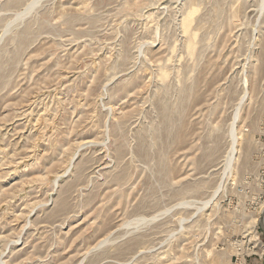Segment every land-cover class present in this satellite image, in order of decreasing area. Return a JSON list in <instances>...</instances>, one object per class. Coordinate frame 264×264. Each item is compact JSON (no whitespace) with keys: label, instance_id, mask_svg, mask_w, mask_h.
<instances>
[{"label":"rangeland","instance_id":"374dc122","mask_svg":"<svg viewBox=\"0 0 264 264\" xmlns=\"http://www.w3.org/2000/svg\"><path fill=\"white\" fill-rule=\"evenodd\" d=\"M33 1L0 0V264H264L254 0Z\"/></svg>","mask_w":264,"mask_h":264},{"label":"bare ground","instance_id":"6f19581e","mask_svg":"<svg viewBox=\"0 0 264 264\" xmlns=\"http://www.w3.org/2000/svg\"><path fill=\"white\" fill-rule=\"evenodd\" d=\"M188 1H190V0H188ZM247 1V0H246ZM34 2V3H33ZM31 4H36L35 2H37V0L36 1H33ZM248 3L250 2V0L249 1H247ZM247 2H243V3H246L247 4ZM249 5V4H248ZM254 6V7H253ZM188 7H189V3H188ZM256 7V12L258 13V16H257V27H256V30H257V33H258V38H259V44L261 43V45H260V47H261V49L263 48L264 49V0H254L253 1V3H252V8H255ZM245 8H246V6H245ZM220 9V8H219ZM248 9H249V7H248ZM248 9H246V10H248ZM187 10H189L188 8H187ZM187 10H185L186 12H187ZM245 10V11H246ZM253 10V9H252ZM194 12H195V9H192V10H189L185 15L183 14V19H182V27H183V30H184V32H190V27H191V23H192V20H193V14H194ZM184 13V12H183ZM245 13H247V12H245ZM230 14V13H229ZM228 14V15H229ZM246 15V14H245ZM247 16V15H246ZM219 18H220V16H218ZM232 17H234V16H232ZM181 19H180V21H181ZM218 20H220V19H218ZM233 21H234V18H233ZM246 22V21H245ZM242 23H244V22H242ZM181 24V23H180ZM255 25V24H254ZM180 27H181V25H180ZM181 27V28H182ZM182 30V31H183ZM6 31V30H5ZM29 32H30V30H29ZM193 33V32H192ZM190 34H191V32H190ZM3 35V34H2ZM189 35V34H188ZM191 37V36H190ZM256 37V38H257ZM26 39V38H25ZM187 39H188V37H187ZM12 40H14V39H12ZM20 40H21V38H20ZM205 40V39H204ZM27 41V40H26ZM189 41V40H188ZM195 41V40H194ZM258 41V40H257ZM191 42V41H190ZM12 43H14V42H12ZM17 43V42H16ZM20 43V45L21 46H23V44H21V41L19 42ZM23 43H24V40H23ZM194 45V44H193ZM193 45L192 46H188L189 48H190V52L191 51H194L193 49H195V48H193ZM204 45V44H203ZM20 46V47H21ZM205 47V46H204ZM188 48V49H189ZM19 49V48H18ZM23 49V48H22ZM204 49V48H203ZM262 49V50H263ZM261 50V51H262ZM4 51V50H3ZM18 51V50H17ZM21 51V50H20ZM13 52V51H12ZM189 52V51H188ZM264 52V51H263ZM193 53H195V52H193ZM200 53V52H199ZM192 54V53H191ZM260 54V53H259ZM203 55V54H202ZM212 55V54H211ZM10 57V56H9ZM20 57V56H19ZM218 56H216V58H217ZM209 59H211V57L209 58ZM214 59V57L212 58V60ZM2 60V59H1ZM17 60V59H16ZM3 61V60H2ZM15 61V60H14ZM125 62V61H124ZM209 62H211V61H209ZM255 64V63H254ZM207 66H209L208 64H207ZM263 66V65H262ZM2 67V66H1ZM206 70H207V68H206ZM252 71H253V75H254V77L256 76V74H258L259 72H260V68L258 67V66H256V64L255 65H253V68L251 69ZM1 72H2V70H1ZM6 73V72H5ZM202 73V72H201ZM163 74V73H162ZM11 75V74H10ZM202 75V74H201ZM162 76V75H161ZM252 76V75H251ZM201 78H203V76H200ZM161 79H163V77H161ZM2 80H3V78H2ZM201 80V79H200ZM204 80V79H203ZM253 80H254V78H253ZM127 81V80H126ZM247 81V80H246ZM121 83V82H120ZM125 83V82H124ZM132 83H134L135 84V82H132ZM131 83V84H132ZM200 83H202V82H200ZM7 84V83H6ZM119 85V84H118ZM8 86H9V84H8ZM127 86V85H126ZM132 86V85H131ZM135 86V85H134ZM252 90H254V92H255V90L257 89V85H256V83L255 82H252ZM3 87V86H2ZM122 87V86H121ZM6 88V85H5V87L2 89V90H4ZM114 88V87H113ZM132 88V87H131ZM134 88V87H133ZM193 88V87H192ZM260 88H261V86H260ZM260 88L258 89V90H260ZM264 88V87H263ZM1 89H0V91H1ZM7 89V88H6ZM119 89V88H118ZM126 89H130V85H129V87H127ZM117 90V89H116ZM132 90V89H131ZM188 90V89H187ZM123 91V90H122ZM121 91V92H122ZM179 91V90H178ZM184 91V90H183ZM199 91V90H198ZM116 92V91H115ZM169 92V91H168ZM130 93V92H129ZM187 93V92H186ZM256 95H257V93H256ZM187 96V95H186ZM181 100V99H180ZM185 102V101H184ZM169 105V104H168ZM180 105V104H179ZM170 107V106H169ZM161 108V107H160ZM159 108V109H160ZM168 114V113H167ZM125 116V115H124ZM168 119V118H167ZM125 120V119H124ZM167 121V120H166ZM118 122V121H117ZM122 122V121H121ZM163 124V123H162ZM166 124H167V122H166ZM116 126V125H115ZM188 126V125H187ZM186 126V127H187ZM117 127H118V124H117ZM163 127H164V125H163ZM175 127V126H174ZM185 127V126H184ZM117 129V128H116ZM121 129V128H120ZM186 129V128H185ZM234 129V128H233ZM232 129V130H233ZM114 130H115V128H114ZM231 130V131H232ZM122 131V130H121ZM174 131V130H173ZM114 132H116V130L114 131ZM231 133H233L232 135V138H233V144H232V152L233 151H235V149H236V147H235V143H237V144H239V139L237 140L236 138H235V132H231ZM158 134V133H157ZM183 135H184V131H183ZM183 137H181V139H182ZM144 141V140H143ZM156 141V140H155ZM87 142H89L88 140H87ZM90 142H91V140H90ZM146 142V141H145ZM84 143L85 142H83V143H81V145L83 144V146H84ZM80 144V143H79ZM80 145V146H81ZM243 147H244V145H243ZM118 148L120 149V147L118 146ZM119 149H117V150H119ZM122 149V148H121ZM240 149H242V148H240ZM245 149H246V157L244 158V160H247V158H248V154H249V151H250V145H249V143H247L246 144V146H245ZM122 151V150H121ZM119 151H117V152H115V153H117L116 155H118L119 153H118ZM124 153V152H123ZM121 155V154H120ZM234 156H235V154H234ZM118 157V156H117ZM119 157H121V156H119ZM118 157V158H119ZM121 159V158H120ZM119 159V160H120ZM118 160V159H117ZM82 163V161H79V163ZM83 163H85V162H83ZM86 164V163H85ZM77 165H78V163H77ZM225 166H227V170H234V169H236L235 167H237V166H235L234 167V164L232 165V159L229 161V163H227V164H225ZM80 167V166H79ZM78 167V168H79ZM81 168V167H80ZM226 169H224L225 171H226ZM80 172V171H79ZM125 172V171H124ZM234 173V172H233ZM76 175V174H75ZM74 175V176H75ZM79 175V174H78ZM77 176V175H76ZM118 176V175H117ZM117 176H115V177H117ZM124 176V175H123ZM114 177V178H115ZM124 178H125V176H124ZM117 180H119V179H117ZM120 180H122V178L120 179ZM112 181V180H111ZM113 182H114V180H113ZM112 183V182H111ZM64 193V192H63ZM57 203H58V207H59V209H60V211L61 210H63L65 207H66V205H67V202H66V200L64 199V198H59L58 199V201H57ZM12 253H13V251H12ZM209 253H210V251H209ZM212 253H214V252H212L211 251V253L210 254H212ZM225 253V252H224ZM210 259V258H209ZM230 258H229V256H225L224 254H222V253H216V254H214L213 255V257H212V259L210 260V262L208 263V264H229V260ZM227 260V261H226ZM56 262V261H55Z\"/></svg>","mask_w":264,"mask_h":264}]
</instances>
